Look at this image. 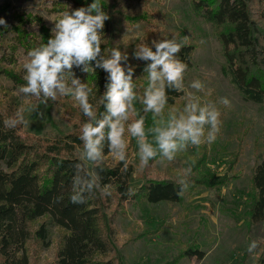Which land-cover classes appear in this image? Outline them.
Returning <instances> with one entry per match:
<instances>
[{
	"label": "rangeland",
	"instance_id": "rangeland-1",
	"mask_svg": "<svg viewBox=\"0 0 264 264\" xmlns=\"http://www.w3.org/2000/svg\"><path fill=\"white\" fill-rule=\"evenodd\" d=\"M105 1L116 20L117 37L113 43L122 51L131 53L139 43L173 35L194 48L185 73V89L174 105L165 107L161 117L182 108L186 92H197L188 87L190 81L199 78L206 87L197 94L202 102H217L222 124L214 142L189 145L172 161L154 158L147 166L139 162L135 138L128 137L127 163L119 166L133 167L129 181L132 190L146 179L170 177L184 181L195 173L188 170V165L192 168L200 159L204 160L200 165L202 174L217 182L193 187L179 202L150 204L106 197L101 210L110 229L105 235L112 247L101 259L111 264H252L264 243V220L251 224L246 214L253 168L264 155V101H245L223 73L225 60L217 28L193 9L192 0ZM81 5V0H0V16L9 25L0 26V67L24 77L28 49L53 34L51 29L64 11ZM259 12L260 9L257 15ZM22 31L25 38L20 35ZM132 63L139 65L140 61ZM143 78L138 95L148 83L145 75ZM222 96L231 103L220 104ZM7 106L14 115L22 110L24 120L17 126L21 137L30 142L80 135L87 119L71 96L45 103L21 93L17 85L0 75V110ZM135 106L137 110L142 108L139 101ZM144 115L147 130L156 118L150 112ZM81 148L82 145L74 150L79 159ZM101 162L114 167L122 161L109 152ZM41 223L48 231L47 245L30 237L25 245L29 264H50L56 254L62 231L47 217L31 223L32 230ZM252 240H257L258 245L249 252L247 246ZM193 247L203 252L201 259L183 257L184 250Z\"/></svg>",
	"mask_w": 264,
	"mask_h": 264
},
{
	"label": "trees",
	"instance_id": "trees-1",
	"mask_svg": "<svg viewBox=\"0 0 264 264\" xmlns=\"http://www.w3.org/2000/svg\"><path fill=\"white\" fill-rule=\"evenodd\" d=\"M81 2L83 5L91 0ZM102 4L110 17L105 22V36L101 45L102 50L107 52L112 47H118L113 43L117 37L116 20L108 3L102 0ZM192 7L217 28L225 60L223 73L228 75L245 101L262 103L264 0H192ZM20 35L26 37L24 31ZM183 44L178 55L189 67L194 48L191 44ZM140 63L134 73L137 91L144 81L143 76L147 77L143 71L145 62ZM78 74L83 75L82 78L93 86L96 95L91 99L97 104L98 112L103 111L99 98L103 91L105 73L97 69ZM0 75L18 87L26 83L21 74L12 70L0 67ZM181 95V92L170 90L166 107L174 105ZM10 116H14L10 106L0 110V264H29L25 245L32 235L42 245H47L46 225L41 223L34 230L31 228V223L43 217H47L50 223L62 231L55 257L50 264H111L101 259L112 247L110 239L105 235L110 229L104 222L101 210L103 199L116 196L119 200L134 199L136 202L150 204L179 202L182 195L193 187L217 182L202 174L200 165L204 160L200 159L190 170L191 173L195 171L194 175L184 180L188 187L183 191L180 190V183L184 181L170 177L146 179L132 190L129 184L133 174L131 165L120 169L119 165L123 161L114 167L99 161L89 166L99 172L101 184L108 185L111 194L102 195L97 189L87 194L85 203H73L69 197L73 191L74 165L79 160L74 150L82 145L80 135L65 134L61 139L26 141L21 137L18 126H4L3 121ZM250 187L246 214L249 222L254 224L264 220V155L253 168ZM260 250L252 264H264V243ZM182 255L201 259L203 252L193 247L185 249Z\"/></svg>",
	"mask_w": 264,
	"mask_h": 264
},
{
	"label": "clouds",
	"instance_id": "clouds-1",
	"mask_svg": "<svg viewBox=\"0 0 264 264\" xmlns=\"http://www.w3.org/2000/svg\"><path fill=\"white\" fill-rule=\"evenodd\" d=\"M109 13L104 10L102 0L66 10L56 20L45 43L28 49V59L23 64L24 80L19 91L47 103L49 99L71 96L83 115L87 118L81 126L79 139L82 143L80 159L75 163L72 177L73 191L70 200L82 204L87 194L99 190L102 195H110L108 185L101 184L99 172L89 165H95L105 156V148L113 158L127 163V148L131 136L135 138L137 155L142 166H147L154 158L172 161L177 153L189 145L199 146L212 143L222 124L221 109L217 102H202L197 94L206 87L199 78L192 79L189 88L197 92H186L187 100L182 108L170 110L161 117L169 102V91L181 92L185 89V73L188 64L179 57L182 41L171 38L153 39L142 42L131 53L112 47L107 52L102 48L105 36V22ZM0 26L9 27L0 16ZM131 57V59H130ZM144 61L143 71L147 73V86L138 95L134 73L138 64ZM105 73L103 91L99 104L91 98L96 93L81 75L77 73ZM142 105L136 109L135 102ZM220 104L231 103L222 96ZM151 113L155 123L147 130L145 115ZM143 113V114H141ZM133 116L135 118H133ZM24 120L22 110L3 121L7 128H15ZM191 170V165H188ZM188 187L186 181L180 183V190ZM258 241L252 240L247 250L253 252Z\"/></svg>",
	"mask_w": 264,
	"mask_h": 264
}]
</instances>
